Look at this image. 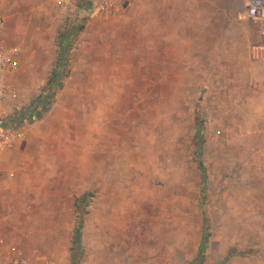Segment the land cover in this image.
Instances as JSON below:
<instances>
[{"label":"rangeland","instance_id":"obj_1","mask_svg":"<svg viewBox=\"0 0 264 264\" xmlns=\"http://www.w3.org/2000/svg\"><path fill=\"white\" fill-rule=\"evenodd\" d=\"M70 1L0 0L23 87L55 82L0 172V238L63 264H264V113L258 128L245 105L264 37L246 0L195 2L178 33L185 0Z\"/></svg>","mask_w":264,"mask_h":264},{"label":"built area","instance_id":"obj_2","mask_svg":"<svg viewBox=\"0 0 264 264\" xmlns=\"http://www.w3.org/2000/svg\"><path fill=\"white\" fill-rule=\"evenodd\" d=\"M65 8L69 7L70 0H63ZM112 0H104L101 9L110 10ZM245 15L260 27V33L264 37V0H246ZM3 16L0 15V27L3 26ZM19 46H6L0 43V102H5L9 97L15 96L17 88L10 76L16 74L20 64L18 55ZM56 76V75H55ZM38 96L30 102H25L17 107L12 119H8L3 129L0 130V158L2 155L16 147H20L26 141V125L42 118L52 108L54 101L55 82L49 80L44 86H39ZM0 244L5 245V239L0 238ZM8 254L0 264H32L41 261L42 264H63L55 258L38 257L33 255L34 261L24 254L20 248L12 245L8 248Z\"/></svg>","mask_w":264,"mask_h":264},{"label":"crops","instance_id":"obj_3","mask_svg":"<svg viewBox=\"0 0 264 264\" xmlns=\"http://www.w3.org/2000/svg\"><path fill=\"white\" fill-rule=\"evenodd\" d=\"M185 1H188L190 3L189 4L190 6L187 7L188 9L180 10L179 14H177L175 16L177 19L176 21L170 22V18L167 17V24L168 25L171 24V26H172V24H174V23L176 25V28H171V30H170L171 32H176V33L185 32L189 28L191 29L193 27H197L196 24H194V22H192L191 20L189 21V18L190 17H192V18H198L199 17V12H200L199 11V5L200 4L199 3L195 4V2H198L200 0H185ZM172 16L173 15L171 14V17ZM184 17H186L187 19L183 20ZM181 22L183 24H186V25H181ZM186 33H189V32H186ZM190 34H191V32H190ZM195 42H196V44L195 45L193 44L192 47H197L198 41H195ZM23 60L25 62L24 66H27V64H29V62L26 63L27 60L25 61V58ZM21 65L23 66V61H22ZM38 65L39 64L37 63L35 68L38 67ZM37 70H39V69L37 68ZM42 72H43L42 77L45 76L43 79H47L48 76H46V74L48 73L47 75H50V64L46 69H43ZM24 75H27V73ZM261 77L264 78V73L261 75ZM31 79H32V76H31V74L28 73L27 78H25V80L28 81ZM25 80L21 77V74H18V75L13 74L10 76V81H12L14 83V85L16 86L17 93L15 96L13 95V96L9 97L7 101L0 102V130L3 129L6 122L8 121L7 118H4L5 116L8 115L7 117H10L12 114L16 113L15 111H16L18 106H20L21 104H23L25 102L28 103V102L32 101L34 99V97L38 96V93H39L38 87L42 83L40 82L41 84H39L36 87V85H32V82H31V85H27L26 87H23V86H25V83H26ZM42 80H40V81H42ZM245 98H247L245 105L249 108V112H250L251 116L253 118H255V116H256V119H257L256 123H257V126L259 128L258 122L262 118V113H264V91L260 92V91L253 90L252 94L249 95L248 97H245ZM22 145L20 147H16L12 150L7 151L2 155V157L0 158V172H8V169L10 168V165L12 164L11 163L12 157H13L15 151H17L19 148H21ZM9 245H10L9 243H7L5 245L0 244V252L4 255L7 254L8 248L10 247ZM3 257H4L3 255L2 256L0 255V260L3 259ZM32 261H34V257L32 258ZM32 264H37V263H35V261H34Z\"/></svg>","mask_w":264,"mask_h":264},{"label":"trees","instance_id":"obj_4","mask_svg":"<svg viewBox=\"0 0 264 264\" xmlns=\"http://www.w3.org/2000/svg\"><path fill=\"white\" fill-rule=\"evenodd\" d=\"M55 78H59V76H55ZM77 234L79 235V230H78V229H77ZM206 239H207V238H205V241H206ZM204 248H205V242H203V243L201 244V251H203Z\"/></svg>","mask_w":264,"mask_h":264}]
</instances>
